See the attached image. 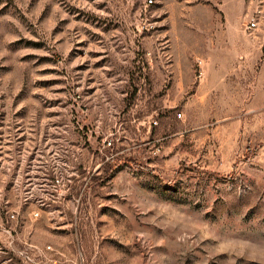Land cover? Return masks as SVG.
<instances>
[{
    "label": "rangeland",
    "instance_id": "374dc122",
    "mask_svg": "<svg viewBox=\"0 0 264 264\" xmlns=\"http://www.w3.org/2000/svg\"><path fill=\"white\" fill-rule=\"evenodd\" d=\"M1 207L65 264H264V0H0Z\"/></svg>",
    "mask_w": 264,
    "mask_h": 264
},
{
    "label": "built area",
    "instance_id": "2783aa9c",
    "mask_svg": "<svg viewBox=\"0 0 264 264\" xmlns=\"http://www.w3.org/2000/svg\"><path fill=\"white\" fill-rule=\"evenodd\" d=\"M255 24L256 22H252L253 26H255ZM198 65H199V76H202L204 74L203 59L198 60ZM108 143L111 144V141L108 140ZM106 156L108 155L106 154ZM47 164L40 166L41 169L44 170L43 176L45 177L44 178L45 182H40L41 186L44 188V191L42 192L44 194L43 196H41V200L43 202V208L44 207L53 208L55 210L57 208L59 209L61 204L58 203V200L65 195L75 194L79 198V202L81 201L83 202L87 200V194L90 192L91 189L88 186L89 180L85 183L87 185H83V186L80 185L79 187L75 188L73 184L71 186L72 181H74L73 174H68V176H66L64 172H61L60 170L56 172L54 166L53 168H51V166H47ZM33 165L34 164L32 163V161H30L28 162V164L25 165V169L23 170V174L26 175V178L27 179L29 178L30 180L33 179L31 172L35 168L33 167ZM26 200L30 201L28 196ZM3 210L4 207H1L0 229H3L5 232L9 234V237H7L11 245V246L9 245V247L14 252L19 254L30 264H65L63 258L55 255L56 250L52 244H47L43 247L34 243L33 241L26 240L23 238H19L17 240L11 228H9V226L12 227L11 226L12 221H17L16 226H18L21 222L23 224L24 221L23 219H18L19 213L17 210L7 211L6 213ZM77 210H79L78 207ZM34 214L38 216L39 212H34ZM72 217H73L72 221L78 224L79 212L75 213L73 211ZM52 251H54V255L51 253Z\"/></svg>",
    "mask_w": 264,
    "mask_h": 264
},
{
    "label": "trees",
    "instance_id": "16d2710c",
    "mask_svg": "<svg viewBox=\"0 0 264 264\" xmlns=\"http://www.w3.org/2000/svg\"><path fill=\"white\" fill-rule=\"evenodd\" d=\"M114 159H115L114 157L112 159H109L107 163L105 164L104 169H105L106 175H110V165H111V162L114 161ZM19 225H22V222ZM6 247L7 249H4V250L7 255H9L10 257L18 258L19 261H21L23 264H30L24 258H22L19 254L14 252L12 249H9L10 247L8 245Z\"/></svg>",
    "mask_w": 264,
    "mask_h": 264
}]
</instances>
